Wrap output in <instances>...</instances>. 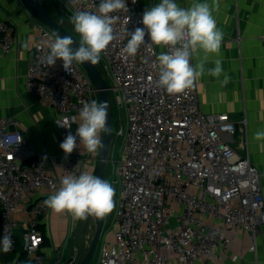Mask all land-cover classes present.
Masks as SVG:
<instances>
[{
  "label": "built area",
  "instance_id": "1",
  "mask_svg": "<svg viewBox=\"0 0 264 264\" xmlns=\"http://www.w3.org/2000/svg\"><path fill=\"white\" fill-rule=\"evenodd\" d=\"M52 1L59 2L70 17L76 10L97 12L100 3ZM126 5L127 11L111 14L119 17L113 25L116 38L100 56L126 116L124 127L117 131L122 143L121 156L114 163L116 208L110 229L101 237L98 264L222 260L234 231L250 233V249L256 252L257 234L264 226V192L259 169L235 146L237 122L227 113L205 114L194 84L179 94L157 86L159 69L154 65L160 52L168 51L166 47L144 44L135 56L122 53L127 32L144 27L146 10L142 0H126ZM35 22L36 43L26 87L57 112V122L65 126H58L61 144L79 127L81 102L99 103L98 92L82 63L74 62L72 72L65 71L59 59L47 66L50 49L45 41L57 35ZM15 30L14 23L0 20V64L13 51ZM145 42L150 43L147 34ZM77 144L80 147L78 138ZM79 147L67 157L60 148L63 167L53 172L47 167L48 156L27 141L20 121L0 116V239L7 228L13 240L12 250L4 254L14 253L20 244L36 264L61 263L63 253L51 263L39 254L46 235L40 224L51 210L43 203L48 198L31 206L20 203L43 190L55 193L65 175L79 176L88 164L97 167L98 156L90 157Z\"/></svg>",
  "mask_w": 264,
  "mask_h": 264
},
{
  "label": "crops",
  "instance_id": "2",
  "mask_svg": "<svg viewBox=\"0 0 264 264\" xmlns=\"http://www.w3.org/2000/svg\"><path fill=\"white\" fill-rule=\"evenodd\" d=\"M180 7H190L197 0H176ZM205 2V0H199ZM218 29L224 39L218 54L194 53L192 66L204 63V74L198 77L195 88L201 110L205 114L227 113L237 122L235 135L237 151L249 156L259 169L264 192V140H256L255 133L264 131V0H206ZM145 9L159 3V0H142ZM0 20L15 24L14 48L10 55L1 59L0 116L15 117L20 121L27 141L39 153L45 154L47 167L60 172L63 162L60 155L61 131L57 125L58 114L42 104L26 87V72L33 58L36 43V20L21 0H0ZM240 34L241 40L237 41ZM27 45V46H25ZM222 62L223 72L219 77L209 75L215 61ZM225 75L229 77L223 85ZM102 132L100 133L101 140ZM80 150L85 149L80 144ZM99 149L90 157L98 156ZM85 171L96 176L97 167L88 164ZM51 193L43 190L34 194L21 206L48 198ZM80 220L69 213H55L41 221L49 244L41 247L39 254L47 263L54 262L63 253L60 264H69L78 259L74 234ZM23 228L18 231L21 235ZM228 250L222 260H205L197 264H264V226L257 234L256 252L251 251L253 239L247 232H231ZM21 252L11 254L0 251V264H19ZM26 264H36L29 258Z\"/></svg>",
  "mask_w": 264,
  "mask_h": 264
},
{
  "label": "clouds",
  "instance_id": "3",
  "mask_svg": "<svg viewBox=\"0 0 264 264\" xmlns=\"http://www.w3.org/2000/svg\"><path fill=\"white\" fill-rule=\"evenodd\" d=\"M76 5L80 0H69ZM135 2V0H133ZM127 11L126 0H100L97 12L76 10L70 17L75 32L80 36L79 47L74 48V41L69 36H57L53 41H45L50 49L45 57L47 66L56 61H63L65 71L72 72V65L99 62L101 53L116 38L113 25L119 17L111 15L118 11ZM141 23L134 32H127L128 40L122 53L126 57L135 56L141 45L166 47L167 52H160L156 57L159 69L157 86L168 94L183 93L193 86L195 80L204 74V63L190 64L194 53L202 50L205 54H218L224 39V33L218 29L212 14V8L206 2L193 3L190 7H180L176 0H159L146 9ZM146 34L150 43L145 42ZM27 46V45H25ZM223 72L222 62L215 61V67L208 70L209 75L219 77ZM229 77L225 75L223 85ZM120 101L121 98H117ZM79 111L80 124L75 135L69 133L60 148L67 157L79 145L83 144L88 153L95 154L101 145L100 133H108L107 104L96 100L82 101ZM65 127L63 123L56 122ZM256 140H264V131L255 133ZM114 187L106 180L92 175L88 171L79 176L65 175L61 186L43 203L55 213H69L74 219L84 220L89 216L103 219L114 208ZM13 248L11 235L5 228L0 239V251L7 253Z\"/></svg>",
  "mask_w": 264,
  "mask_h": 264
},
{
  "label": "water",
  "instance_id": "4",
  "mask_svg": "<svg viewBox=\"0 0 264 264\" xmlns=\"http://www.w3.org/2000/svg\"><path fill=\"white\" fill-rule=\"evenodd\" d=\"M26 6L29 12L32 14L34 19L47 25L57 36H69L73 39V47H79L80 40L74 34V28L68 20L63 23L60 22L42 3L41 0H21ZM88 76L90 77L95 89L98 92V99L100 102L107 104V126L109 128L108 133L102 132L101 145L98 155V165L96 176L105 179L107 162L109 160L108 154L111 148L112 135H113V118L112 110L110 106V97L112 92V86L109 81L105 78L98 65L91 64L90 62L82 63ZM104 228V218H96V233L92 240L91 246L83 259H78L75 264H90L98 245L100 243ZM74 263V260H70L69 264Z\"/></svg>",
  "mask_w": 264,
  "mask_h": 264
},
{
  "label": "rangeland",
  "instance_id": "5",
  "mask_svg": "<svg viewBox=\"0 0 264 264\" xmlns=\"http://www.w3.org/2000/svg\"><path fill=\"white\" fill-rule=\"evenodd\" d=\"M44 4L46 5L47 9L54 15H59L55 8L52 5V0H42ZM61 17V16H59ZM68 19L60 18V22H64ZM98 67L102 71L105 78L110 81V78L106 72L105 64L102 61V59L99 60L97 63ZM110 103H111V109L116 114V117L113 119V135H112V143L111 148L108 154L109 160L107 162V169H106V175L105 179L108 181L115 189V196H114V208L111 213H109L106 217H104V228H103V234L106 230H109L111 227V223L113 220V213L116 208V197H117V188H118V181L116 176L114 175V163L116 160L120 158V146L122 143V137L117 136V131L124 127L125 125V109L122 106V104H119V102L116 99V93L111 92L110 97ZM96 233V217L89 216L87 219L80 220L79 225L76 229V232L74 234V243L76 245V253L77 256L80 259H83L88 252L92 240L94 238V235ZM103 237V235H102ZM101 242V240H100ZM100 254V243L98 245V248L96 250V253L91 261L90 264H98Z\"/></svg>",
  "mask_w": 264,
  "mask_h": 264
},
{
  "label": "trees",
  "instance_id": "6",
  "mask_svg": "<svg viewBox=\"0 0 264 264\" xmlns=\"http://www.w3.org/2000/svg\"><path fill=\"white\" fill-rule=\"evenodd\" d=\"M42 3L44 4L43 1H42ZM52 5L55 8L56 12L59 14V15H56L55 16L58 20H60V18L62 17L63 19H68V21L70 22V16H69V14L67 13V11L65 10V8L59 2L52 1ZM44 6L46 7L45 4H44ZM59 16H61V17H59ZM70 24L73 26V24L71 22H70ZM73 28H74V26H73ZM74 34L80 40V36H79L78 33L75 32V30H74ZM110 106H111V103H110ZM115 117H116V114L112 111V118L114 119ZM40 227L45 232V230L41 226V224H40ZM48 244H49V241H48V238L45 235V245H48ZM17 250H19L21 252V257L19 258V264H26L28 262V260H29V256L23 250V248H22V246L20 244H18Z\"/></svg>",
  "mask_w": 264,
  "mask_h": 264
}]
</instances>
